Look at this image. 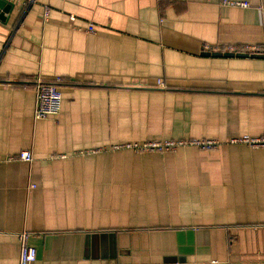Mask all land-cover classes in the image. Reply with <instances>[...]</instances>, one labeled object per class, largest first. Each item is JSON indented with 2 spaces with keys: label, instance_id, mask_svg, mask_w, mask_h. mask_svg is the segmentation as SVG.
Here are the masks:
<instances>
[{
  "label": "crops",
  "instance_id": "obj_1",
  "mask_svg": "<svg viewBox=\"0 0 264 264\" xmlns=\"http://www.w3.org/2000/svg\"><path fill=\"white\" fill-rule=\"evenodd\" d=\"M8 1L0 264L24 230L31 264H264V147L227 143L264 133V0ZM36 78L56 115L34 118ZM164 139L221 143L112 148Z\"/></svg>",
  "mask_w": 264,
  "mask_h": 264
},
{
  "label": "built area",
  "instance_id": "obj_2",
  "mask_svg": "<svg viewBox=\"0 0 264 264\" xmlns=\"http://www.w3.org/2000/svg\"><path fill=\"white\" fill-rule=\"evenodd\" d=\"M221 4L229 6H247L249 3L245 0H221ZM49 10L43 9L42 21L46 22ZM87 31L92 32L93 28L88 27ZM250 53L259 51V48L254 46L242 47ZM60 78H56L55 82H59ZM159 85L162 86L160 81ZM34 118L43 119L49 116H54L59 112L61 104V92L56 83H47L40 78L35 79L34 83ZM220 141L216 139H179V140H146V141H128L121 144L113 145V149H129L137 153L149 152H165L172 151L181 146H196L202 150L214 149L220 145ZM230 144H245L250 148L264 147V133L259 136L240 135L227 140ZM13 158H18L22 161H32V155L29 151L23 150ZM1 159V158H0ZM30 233L26 230L17 233L19 244L18 264H31L35 260L36 251L29 243Z\"/></svg>",
  "mask_w": 264,
  "mask_h": 264
},
{
  "label": "water",
  "instance_id": "obj_3",
  "mask_svg": "<svg viewBox=\"0 0 264 264\" xmlns=\"http://www.w3.org/2000/svg\"><path fill=\"white\" fill-rule=\"evenodd\" d=\"M13 3L8 0H0V23L3 24L6 21V14L11 11Z\"/></svg>",
  "mask_w": 264,
  "mask_h": 264
}]
</instances>
